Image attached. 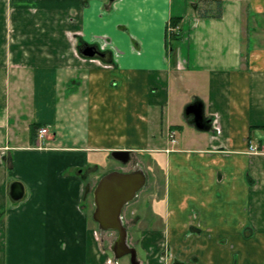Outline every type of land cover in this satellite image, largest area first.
<instances>
[{"label":"crops","instance_id":"1","mask_svg":"<svg viewBox=\"0 0 264 264\" xmlns=\"http://www.w3.org/2000/svg\"><path fill=\"white\" fill-rule=\"evenodd\" d=\"M192 2L0 0V264H112L86 201L131 171L114 150L163 202L139 246L155 264H264V0Z\"/></svg>","mask_w":264,"mask_h":264},{"label":"water","instance_id":"2","mask_svg":"<svg viewBox=\"0 0 264 264\" xmlns=\"http://www.w3.org/2000/svg\"><path fill=\"white\" fill-rule=\"evenodd\" d=\"M80 52L85 57L101 58L111 61L110 52H104L97 45L83 43ZM187 116H192V122L201 130L211 128V120L206 118L204 104L201 100H195L188 104L185 109ZM113 156L128 162L131 152L128 150H114ZM146 174L142 168L124 172L112 170L103 175L93 190L94 211L93 218L103 230H117L118 236L112 244V250L117 259L130 254L132 264H140L137 249L129 244L128 230L123 222L122 213L124 207L131 202L138 192L145 186ZM11 196L15 200L23 197V186L15 182L11 186Z\"/></svg>","mask_w":264,"mask_h":264},{"label":"rangeland","instance_id":"3","mask_svg":"<svg viewBox=\"0 0 264 264\" xmlns=\"http://www.w3.org/2000/svg\"><path fill=\"white\" fill-rule=\"evenodd\" d=\"M193 2L201 3V5H207L209 1H211L213 4L212 7H215V2L213 0H188ZM192 2V3H193ZM189 7L192 9L193 5L190 3ZM245 35H247L245 33ZM254 36H258L256 33H254ZM259 42L264 43V37L263 34L259 35ZM49 133V129H48ZM47 133V134H48ZM47 134L44 136L46 137ZM44 138H41L38 143L42 145H51V141H44ZM111 162L114 164H118L122 166V170L128 171V170H136L138 168H142L134 159L131 157L129 162L123 163L119 162L116 159H111ZM145 170V169H144ZM146 173V172H145ZM151 183L150 178L147 179L145 186L138 192L137 196L134 200L129 202L122 213L123 222L128 230V240L129 244L132 246H135L138 252V257L141 261V264H146L152 261V264H155V262H158L157 260L153 259L151 256H148L147 252H145L143 249H141L139 246L142 242V236L143 233H148V230L151 229H162V222L164 221V218H162V213L164 214V211H162L161 207L163 205V202H161V197H159L158 200H152L154 196L153 191H151ZM88 210L92 215V211H94V199H93V193H89L87 201ZM94 220V218H93ZM154 221H157V224H154ZM95 224L98 225L97 221H95ZM99 227V226H98ZM98 233L100 234V230L97 229ZM102 238V241L105 245L106 250L110 252L112 255V258L115 260L116 264H131L130 257L129 256H123L119 259H116L115 254L112 250V244L114 240L118 236V231L111 230L109 232L105 233V236Z\"/></svg>","mask_w":264,"mask_h":264},{"label":"trees","instance_id":"4","mask_svg":"<svg viewBox=\"0 0 264 264\" xmlns=\"http://www.w3.org/2000/svg\"><path fill=\"white\" fill-rule=\"evenodd\" d=\"M215 2V8H211L209 10H213L215 13L214 15L220 16L221 15V3L222 0H213ZM216 10V11H215ZM181 22V17H172L170 19V25L175 28V31L172 33H169L167 35V48L168 52L172 54V52L175 51L176 44L178 40L180 39V30H179V23ZM35 128L41 127L39 124L34 125Z\"/></svg>","mask_w":264,"mask_h":264},{"label":"built area","instance_id":"5","mask_svg":"<svg viewBox=\"0 0 264 264\" xmlns=\"http://www.w3.org/2000/svg\"><path fill=\"white\" fill-rule=\"evenodd\" d=\"M172 29V28H170ZM48 133V129L46 127H42L39 129V137L43 138L46 134ZM250 151L251 152H256L257 151V146L256 145H251L250 146Z\"/></svg>","mask_w":264,"mask_h":264},{"label":"flooded vegetation","instance_id":"6","mask_svg":"<svg viewBox=\"0 0 264 264\" xmlns=\"http://www.w3.org/2000/svg\"><path fill=\"white\" fill-rule=\"evenodd\" d=\"M98 226H99V225H98ZM99 230H100V235H102V236L104 237L106 232H109V231L114 230V229L103 230V229L100 228V226H99ZM116 231H117V230H116ZM118 233H119V232H118ZM128 235H129V234H128ZM131 246H132V245H131ZM165 252H166V251H164V254H165ZM125 256H129V257H130V261H131V255H130V254H127V255H125ZM131 264H132V263H131ZM175 264H179V262L176 261Z\"/></svg>","mask_w":264,"mask_h":264}]
</instances>
